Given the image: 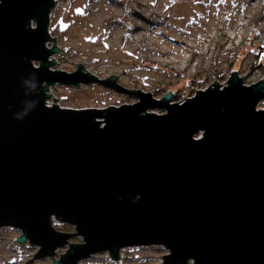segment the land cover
Here are the masks:
<instances>
[{
	"label": "water",
	"instance_id": "1",
	"mask_svg": "<svg viewBox=\"0 0 264 264\" xmlns=\"http://www.w3.org/2000/svg\"><path fill=\"white\" fill-rule=\"evenodd\" d=\"M56 1L0 0V228L39 247L33 257L82 237L52 264L99 252L119 260L123 248L151 245L168 250L163 264H264V77L245 85L232 70L225 85L214 80L171 103L170 91L155 99L81 63L51 70L49 58L63 51L49 34ZM31 74L35 89L24 82ZM89 82L138 101L47 105L49 87ZM53 219L76 233L56 231Z\"/></svg>",
	"mask_w": 264,
	"mask_h": 264
},
{
	"label": "rangeland",
	"instance_id": "2",
	"mask_svg": "<svg viewBox=\"0 0 264 264\" xmlns=\"http://www.w3.org/2000/svg\"><path fill=\"white\" fill-rule=\"evenodd\" d=\"M79 8L83 13L73 15ZM60 19L69 23L63 31L58 28ZM49 34L63 50L49 58L57 62L51 70L72 73L81 63L98 80L118 75L115 83L122 88L149 92L155 99L170 91L171 103L184 102L214 80L225 85L232 70L240 77L245 74V85L264 77V0H57ZM47 93L48 106L69 109H104L138 101L136 95L100 82L76 88L55 84ZM257 108H264V100ZM52 226L76 233L74 226L55 219ZM19 235L17 229L0 228V264H25L29 259L27 264H52L69 249L68 243H84L74 234L53 256L33 257L39 247L19 246L14 239ZM120 254L113 260L107 252L94 253L76 264H163L161 256L168 250L137 246L123 248Z\"/></svg>",
	"mask_w": 264,
	"mask_h": 264
},
{
	"label": "clouds",
	"instance_id": "3",
	"mask_svg": "<svg viewBox=\"0 0 264 264\" xmlns=\"http://www.w3.org/2000/svg\"><path fill=\"white\" fill-rule=\"evenodd\" d=\"M26 84H30V86L35 89L38 87V78L35 76V74H31L30 78L26 81H24ZM36 101L31 102V107H35ZM17 118H20L19 115H17Z\"/></svg>",
	"mask_w": 264,
	"mask_h": 264
},
{
	"label": "flooded vegetation",
	"instance_id": "4",
	"mask_svg": "<svg viewBox=\"0 0 264 264\" xmlns=\"http://www.w3.org/2000/svg\"><path fill=\"white\" fill-rule=\"evenodd\" d=\"M75 10V9H74ZM73 15H75V13L73 12ZM72 15V16H73ZM61 20V19H60ZM67 23V22H66ZM69 24V23H68ZM95 43H97L96 41H95ZM104 46L106 47V44L104 43ZM95 61H97V58H95ZM112 78V77H111Z\"/></svg>",
	"mask_w": 264,
	"mask_h": 264
}]
</instances>
